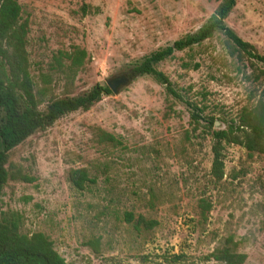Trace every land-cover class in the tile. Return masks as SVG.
I'll use <instances>...</instances> for the list:
<instances>
[{"label":"rangeland","instance_id":"obj_1","mask_svg":"<svg viewBox=\"0 0 264 264\" xmlns=\"http://www.w3.org/2000/svg\"><path fill=\"white\" fill-rule=\"evenodd\" d=\"M222 1L19 0L42 111L118 76L133 80L10 153L11 175L32 181H8L0 220L15 216L21 233L45 234L69 264H219L209 256L229 238L245 264H264V155L225 143V178L211 173V132L237 125L259 99L264 65L232 55L218 32L158 65L180 98L135 73L197 33ZM226 23L264 55V0H238ZM76 48L88 54L79 69L61 58ZM79 169L92 180L84 190L69 180Z\"/></svg>","mask_w":264,"mask_h":264},{"label":"trees","instance_id":"obj_2","mask_svg":"<svg viewBox=\"0 0 264 264\" xmlns=\"http://www.w3.org/2000/svg\"><path fill=\"white\" fill-rule=\"evenodd\" d=\"M237 2L238 0H223L216 13L197 33L189 34L173 45L146 57L135 68V73L152 76L166 87L169 96L180 98L170 78L158 70V65L172 58L176 52L203 44L218 32L227 37L232 55L241 58L246 56L251 62L264 65V55L260 54L254 45L241 39L226 23ZM83 10L87 13L88 6H84ZM21 15L19 0H0V54L3 57L0 65V109L4 112L0 122V201L11 178L32 181L20 172L11 175L7 168L10 153L15 148L38 131L52 127L64 116L78 111H89L103 96L113 93L108 86L98 84L88 93L78 97L54 98L48 103L47 109L42 111L26 50L28 22L21 23ZM87 56V52L80 48H76L72 53H61V58L69 59L72 67L77 69L84 65ZM256 79H263L264 83V69L260 70ZM194 119L199 123L200 115L194 114ZM210 125H214L213 120ZM211 135L214 140L211 173L218 182L225 178V143L239 145L251 154L264 155V90L251 107L243 108L237 125L227 130L212 131ZM69 180L79 190H84L86 185L92 182L86 169L71 170ZM128 217L132 220L130 215ZM94 243L99 244V241L92 244ZM237 248L238 244L229 238L224 246L213 252L209 258L219 264H245L248 256L239 253ZM0 264L69 263L45 234L36 233L29 236L21 233L20 221L13 216L11 219L0 220Z\"/></svg>","mask_w":264,"mask_h":264},{"label":"water","instance_id":"obj_3","mask_svg":"<svg viewBox=\"0 0 264 264\" xmlns=\"http://www.w3.org/2000/svg\"><path fill=\"white\" fill-rule=\"evenodd\" d=\"M133 80L132 76L121 75L108 82V87L112 90L113 93L118 94L120 90L129 85Z\"/></svg>","mask_w":264,"mask_h":264}]
</instances>
